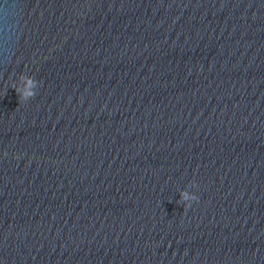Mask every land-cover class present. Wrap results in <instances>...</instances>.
I'll list each match as a JSON object with an SVG mask.
<instances>
[{
    "label": "water",
    "instance_id": "water-1",
    "mask_svg": "<svg viewBox=\"0 0 264 264\" xmlns=\"http://www.w3.org/2000/svg\"><path fill=\"white\" fill-rule=\"evenodd\" d=\"M0 264H264V0H0Z\"/></svg>",
    "mask_w": 264,
    "mask_h": 264
},
{
    "label": "clouds",
    "instance_id": "clouds-1",
    "mask_svg": "<svg viewBox=\"0 0 264 264\" xmlns=\"http://www.w3.org/2000/svg\"><path fill=\"white\" fill-rule=\"evenodd\" d=\"M21 81L24 82V86L20 87L15 84L12 85V87L15 89L16 93L18 94L19 102L20 103H25L27 102L30 98H33L36 95L35 89L38 87V81H36L34 78L26 75H21L19 77ZM194 186L198 187L195 181L192 182ZM180 196V202H185V201H197L199 198L198 196H191L189 197L186 192L183 190L180 191L179 193ZM191 202L189 203H184V208L187 209L191 206Z\"/></svg>",
    "mask_w": 264,
    "mask_h": 264
}]
</instances>
